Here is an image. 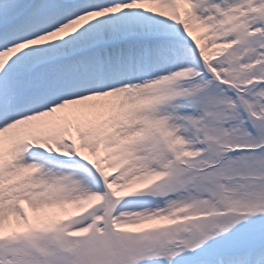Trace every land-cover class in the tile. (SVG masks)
<instances>
[{
	"label": "snow or ice",
	"instance_id": "snow-or-ice-1",
	"mask_svg": "<svg viewBox=\"0 0 264 264\" xmlns=\"http://www.w3.org/2000/svg\"><path fill=\"white\" fill-rule=\"evenodd\" d=\"M0 264H264V0H0Z\"/></svg>",
	"mask_w": 264,
	"mask_h": 264
}]
</instances>
